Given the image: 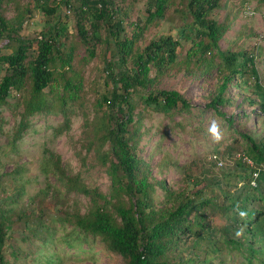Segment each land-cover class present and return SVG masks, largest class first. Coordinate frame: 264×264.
Instances as JSON below:
<instances>
[{
	"label": "trees",
	"instance_id": "1",
	"mask_svg": "<svg viewBox=\"0 0 264 264\" xmlns=\"http://www.w3.org/2000/svg\"><path fill=\"white\" fill-rule=\"evenodd\" d=\"M21 1L0 0V106L19 108V120L12 135L14 142L21 139L32 116L52 111L54 104L50 97L54 100L55 97L50 93H54L57 86L62 87V92L56 96L58 109L65 117L66 125L69 124L65 96L75 99L80 81L75 77L74 68L79 49L72 44L63 48L65 29L58 27L60 17L55 15L58 14V7L50 6L48 0L42 4L40 0H29L45 16V23L38 36L28 38L21 35L20 28L30 8L22 6ZM144 1L147 12L145 22L162 17L166 8L175 2ZM220 1L186 0L176 36L168 33L144 43L140 39L142 27L140 29L138 24L137 30L128 33L120 20L110 19L114 9L110 2L111 12L107 13L109 0H64L67 10H72L74 16L80 18L76 20L81 38L80 48L85 46L87 49L94 39L100 38L101 28H109L117 52V56L106 63L113 90L110 97L99 96L92 117L84 118L83 135L79 141L80 150L84 153L78 151L83 164L86 156L92 154L96 162L104 167L110 179L108 192L86 183L78 173L67 174L60 155L53 157L54 172L65 192L88 197L85 211L74 208L65 210L58 217L61 227L66 223L71 225V231H63L61 239L64 243L77 246L85 241H99L106 249L119 254L124 264H202L205 257L201 261L199 256L185 254V246L190 239L209 238V232L213 229L209 212L214 207L221 211H232L234 222L248 234L246 246L233 239H227L226 244L243 254L247 264H264V236L261 242L256 240V225L264 218V210H258L256 206L258 200L264 197L259 195L258 200L246 197L243 205L237 207L231 202V194L220 189L223 200L218 204V194L206 197L211 188L209 183L197 187L202 181L196 182V189L191 192L176 191L164 181L159 182L162 197H157L150 165L138 149L140 133L137 123L140 115L134 113L137 106L132 102L134 90L139 91L140 100L149 102L159 111L172 113L189 110L191 104L182 93L156 87L159 79L182 68L189 73L203 75L214 69L219 74L217 88L200 110L212 109L229 125L233 123V117L225 116L220 110L222 106L233 103L227 94L228 84L244 91L243 86L248 83L244 76L249 70L254 73V63L245 49H220L219 41L228 28L226 23L213 16L214 10L220 7ZM9 2H13L16 9L11 19L5 16L3 9V5ZM90 16H93V20L87 28L82 20ZM99 18H104V23L99 22ZM115 65L120 69L118 79L123 91L122 98H118ZM10 99L13 103H10ZM244 100L255 107L253 113L264 117V98L255 100L244 97ZM121 103L124 108L120 106L117 111L116 107ZM243 116L248 119L247 113H243ZM243 138L253 162L264 165V138H256L250 133H244ZM22 169L20 166L15 172L18 174ZM16 220L26 221L25 218L13 219L12 213L0 206V264H8V248L10 254L15 256L18 253L15 246L7 244V227L15 226ZM56 230L48 218L36 216L31 236L43 239L42 243L46 246L50 244V238H54ZM204 252L206 254L207 251Z\"/></svg>",
	"mask_w": 264,
	"mask_h": 264
},
{
	"label": "rangeland",
	"instance_id": "2",
	"mask_svg": "<svg viewBox=\"0 0 264 264\" xmlns=\"http://www.w3.org/2000/svg\"><path fill=\"white\" fill-rule=\"evenodd\" d=\"M48 1L50 6L58 7V14H55L60 17L58 27L65 29L63 48L72 44L79 49L74 62L75 77L80 80L79 88L75 99L68 98L69 95L65 93L69 124L66 125L65 117L58 109L56 96L62 92V87L57 86L55 92L50 93V96L55 97V100L50 97L54 104L52 111L32 116L29 127L16 142L12 135L19 120V108L12 105L0 106V206L12 213L13 219H26L25 222L16 220L15 226L7 227V244L11 243L18 250L14 256L8 248V264H124L119 254L106 249L99 241H85L76 246L64 243L61 239L63 231H71V225L66 223L61 227L58 217L65 210L78 208L81 212L85 211L88 197L65 192L54 172L53 157L60 155L67 174L78 173L86 183L98 186L104 192L109 189L110 179L104 167L96 162L92 154L86 156L83 164L78 151L84 153L80 150L79 143L83 135L84 118L92 117L99 96L110 97L113 90L114 85L106 63H110L117 52L109 28H101L100 38L94 39L87 49L85 46L80 48L81 38L76 28V20L80 18L74 16L72 10L67 12L64 0ZM174 1L166 8L162 17H156L150 22H145L147 12L144 0H109L107 13L111 12V2L114 11L111 12L110 19L120 20L128 33L133 29L137 30L138 24L140 29L142 27L141 42L145 43L168 33L176 36L181 24L180 13L185 9L186 0ZM44 2L45 0H40L41 4ZM21 4L30 8V12L21 25L20 33L24 37L34 38L45 23V16L29 0H22ZM3 9L8 19L16 14L13 2L5 3ZM108 14L105 16H109ZM213 16L228 26L219 41L220 49H245L254 63V73L249 70L244 76V80L248 82L243 86L244 91L228 84L227 94L233 103L222 106L220 110L225 116H232L233 123L229 125L212 109L200 110L217 88L219 74L214 69L203 75L198 72L189 73L182 68L159 79L156 87L182 93L191 104L189 110L172 113L159 111L149 102L140 100L139 91L134 90L132 102L137 105L134 113L140 115L137 123L140 133L138 149L150 165L157 197H162L159 182L164 181L176 191L191 192L196 189L195 183L202 181L197 187L206 182L211 186L206 197L218 194L217 202L220 204L223 200L220 192L222 189L231 194V202L238 207L243 205L246 197L255 200H258L259 195L264 197V165L253 162L243 138L244 133L264 138V117L253 113L252 109L255 107L244 100V97L255 100L264 98V0H221L220 7L214 10ZM83 19V24L88 28L93 16ZM103 20L104 18H99L98 21L104 23ZM113 69L117 74L118 98H122L123 91L118 79L120 69L116 65ZM242 79L243 77L241 81ZM256 79L257 84L254 85ZM235 80L238 81L239 78ZM10 103H13L12 99ZM120 106L124 108L121 103L116 107L117 111ZM243 113H247L248 119H245ZM213 121L220 129L219 141L214 139L209 130ZM243 154L244 157H250L252 165L249 166L244 157L241 159ZM214 155L217 156L216 159L213 158ZM20 166L23 169L17 174L15 170ZM254 170L258 172L255 188L251 183ZM256 207L264 210V199L258 200ZM42 215L57 228L54 238H50V244L47 243L46 246L42 243L43 239L31 236L36 216ZM209 221L213 227L209 238L190 239L185 246V254L199 256L201 261L205 257L202 264H247L243 254L226 244L227 239H233L246 246L248 240V234L234 222L233 212L213 207L209 212ZM256 231V240L261 242L264 236V218L256 225Z\"/></svg>",
	"mask_w": 264,
	"mask_h": 264
},
{
	"label": "clouds",
	"instance_id": "3",
	"mask_svg": "<svg viewBox=\"0 0 264 264\" xmlns=\"http://www.w3.org/2000/svg\"><path fill=\"white\" fill-rule=\"evenodd\" d=\"M209 130L212 133L215 140L219 141L221 139L219 126L215 121L212 122V125Z\"/></svg>",
	"mask_w": 264,
	"mask_h": 264
},
{
	"label": "built area",
	"instance_id": "4",
	"mask_svg": "<svg viewBox=\"0 0 264 264\" xmlns=\"http://www.w3.org/2000/svg\"><path fill=\"white\" fill-rule=\"evenodd\" d=\"M67 12H69V10H67ZM213 157H215V155L213 156ZM241 157H244V154L241 156ZM244 159L247 161V163H248V165L250 166V165H252V161L249 159V157L246 155L245 157H244ZM252 169V168H251ZM257 178H258V172L257 171H252V179H251V183H252V185L255 187V185H256V183H255V180H257Z\"/></svg>",
	"mask_w": 264,
	"mask_h": 264
}]
</instances>
